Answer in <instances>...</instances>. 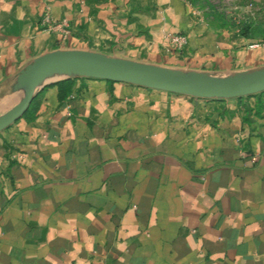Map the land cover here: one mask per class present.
Here are the masks:
<instances>
[{
  "label": "crops",
  "instance_id": "1",
  "mask_svg": "<svg viewBox=\"0 0 264 264\" xmlns=\"http://www.w3.org/2000/svg\"><path fill=\"white\" fill-rule=\"evenodd\" d=\"M56 49L217 76L264 67L263 40L208 26L186 0H0V115L24 94L20 70ZM69 79L0 131V264H264V91Z\"/></svg>",
  "mask_w": 264,
  "mask_h": 264
},
{
  "label": "water",
  "instance_id": "2",
  "mask_svg": "<svg viewBox=\"0 0 264 264\" xmlns=\"http://www.w3.org/2000/svg\"><path fill=\"white\" fill-rule=\"evenodd\" d=\"M87 77L165 90L198 98H234L264 91V67L226 76L181 70L86 49H56L35 57L16 78L24 94L0 115V131L28 109L36 91L52 79Z\"/></svg>",
  "mask_w": 264,
  "mask_h": 264
},
{
  "label": "rangeland",
  "instance_id": "3",
  "mask_svg": "<svg viewBox=\"0 0 264 264\" xmlns=\"http://www.w3.org/2000/svg\"><path fill=\"white\" fill-rule=\"evenodd\" d=\"M208 26L264 40V0H186Z\"/></svg>",
  "mask_w": 264,
  "mask_h": 264
},
{
  "label": "built area",
  "instance_id": "4",
  "mask_svg": "<svg viewBox=\"0 0 264 264\" xmlns=\"http://www.w3.org/2000/svg\"><path fill=\"white\" fill-rule=\"evenodd\" d=\"M42 23L46 25L47 30H61L64 33L67 32L65 26H67L66 20H54L48 13H45L42 17ZM169 44L171 48L180 50L186 44V36L180 33L167 34ZM262 43V42H259ZM254 159V158H253Z\"/></svg>",
  "mask_w": 264,
  "mask_h": 264
},
{
  "label": "trees",
  "instance_id": "5",
  "mask_svg": "<svg viewBox=\"0 0 264 264\" xmlns=\"http://www.w3.org/2000/svg\"><path fill=\"white\" fill-rule=\"evenodd\" d=\"M69 81H70V79L69 78H66V79H63V80L59 81V83L61 85L64 82H69ZM70 84L71 83H69V85L67 84L65 87H61L60 86V90H59V96H60V98H63L67 93H69L70 88H71V85Z\"/></svg>",
  "mask_w": 264,
  "mask_h": 264
}]
</instances>
